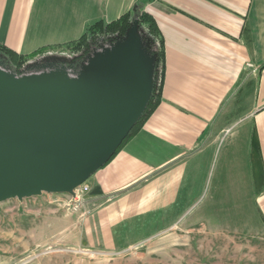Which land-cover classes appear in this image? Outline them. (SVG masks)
I'll list each match as a JSON object with an SVG mask.
<instances>
[{
    "label": "crops",
    "instance_id": "0c3cea01",
    "mask_svg": "<svg viewBox=\"0 0 264 264\" xmlns=\"http://www.w3.org/2000/svg\"><path fill=\"white\" fill-rule=\"evenodd\" d=\"M138 11L164 40L162 101L88 177L86 246L119 251L185 219L221 236H264V0H0V43L25 55L62 50L88 25ZM137 31L94 56L117 61L138 41L140 109L157 47Z\"/></svg>",
    "mask_w": 264,
    "mask_h": 264
},
{
    "label": "water",
    "instance_id": "95a60500",
    "mask_svg": "<svg viewBox=\"0 0 264 264\" xmlns=\"http://www.w3.org/2000/svg\"><path fill=\"white\" fill-rule=\"evenodd\" d=\"M136 30L137 20L127 32ZM137 42L117 61L94 56L91 71L67 82L54 73L0 81V201L72 193L109 160L152 92L139 109Z\"/></svg>",
    "mask_w": 264,
    "mask_h": 264
},
{
    "label": "rangeland",
    "instance_id": "374dc122",
    "mask_svg": "<svg viewBox=\"0 0 264 264\" xmlns=\"http://www.w3.org/2000/svg\"><path fill=\"white\" fill-rule=\"evenodd\" d=\"M136 17L137 13L134 21ZM137 32L147 44L155 45ZM125 36L94 44L78 59L65 50L45 51L19 70L0 53V81L9 83V77L13 81L14 76L36 73L46 77L54 73L63 82L67 77L77 79L91 71L98 46L120 45ZM82 184L88 185L87 181ZM79 186L72 193L42 191L0 201V264H264V236H221L189 219L151 241L119 251L88 247L78 226L90 215L91 187L90 192L79 194Z\"/></svg>",
    "mask_w": 264,
    "mask_h": 264
},
{
    "label": "trees",
    "instance_id": "16d2710c",
    "mask_svg": "<svg viewBox=\"0 0 264 264\" xmlns=\"http://www.w3.org/2000/svg\"><path fill=\"white\" fill-rule=\"evenodd\" d=\"M136 19L137 25L140 30L148 39H151L157 44V61L156 69L154 70V83L150 98L148 99L145 108L143 109L137 120L127 130L126 134L121 137V141L113 150L109 160L113 158L119 150H121L132 138L135 136L155 112L162 101V91L165 78V45L161 33L156 24V21L151 14L145 11H138ZM134 15L131 12L123 14L120 18L115 19L109 23L102 20L90 24L86 27L84 33L71 42L60 45L62 50H65L70 55H74L76 59L84 57L91 49V46L100 42L113 41L121 36L126 35L132 27ZM46 49H38L31 54H19L9 48L8 46L0 43V53L6 56L11 64L17 70L21 69L27 62L36 59L42 55ZM264 67V64L262 65Z\"/></svg>",
    "mask_w": 264,
    "mask_h": 264
},
{
    "label": "built area",
    "instance_id": "2783aa9c",
    "mask_svg": "<svg viewBox=\"0 0 264 264\" xmlns=\"http://www.w3.org/2000/svg\"><path fill=\"white\" fill-rule=\"evenodd\" d=\"M89 190H90V186H88L87 184H82L77 188L76 193L86 194L90 192Z\"/></svg>",
    "mask_w": 264,
    "mask_h": 264
}]
</instances>
